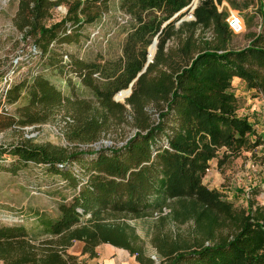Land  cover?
<instances>
[{"label": "trees", "instance_id": "obj_1", "mask_svg": "<svg viewBox=\"0 0 264 264\" xmlns=\"http://www.w3.org/2000/svg\"><path fill=\"white\" fill-rule=\"evenodd\" d=\"M112 1L19 3L14 25L44 70L78 78L94 97L80 94L72 78L64 93L45 72L2 91L19 114L10 125L61 116L66 140L75 147L32 140L0 144V160L8 155L14 161L0 171L17 175L29 164L42 165L76 194L60 206L58 218L38 215L46 238H31L24 226H0V262L77 264L67 250L81 242L91 257L109 244L141 264H156L125 221L156 217L151 244L160 264H264V207L253 200L239 209L204 184L213 161L220 169L264 145L239 116L242 103L232 90L239 78L264 98V0H258L261 30L247 34L241 49L229 47V14L217 5L223 0L202 1L195 19L178 26L194 0H118L135 25L120 61L86 62L65 50L109 12ZM60 8L66 9L62 16ZM156 38L153 62L138 77ZM137 77L125 103L116 102L115 95ZM105 137L114 144L80 148Z\"/></svg>", "mask_w": 264, "mask_h": 264}, {"label": "rangeland", "instance_id": "obj_2", "mask_svg": "<svg viewBox=\"0 0 264 264\" xmlns=\"http://www.w3.org/2000/svg\"><path fill=\"white\" fill-rule=\"evenodd\" d=\"M20 1L0 0V92L7 85V81L12 85L45 72L46 76L64 93L68 94L70 90L68 79L72 78V86L80 94L87 99L93 98L94 95L81 85L78 78H73L71 75L61 76L52 69L44 70L39 55L35 54L32 46H28L23 41L22 33L14 25ZM202 1L205 0H196L194 6L198 7ZM217 5L220 12L225 11L229 14L228 18L233 15L238 16L244 23L243 33L235 34L231 31L229 47L241 49L247 46L249 43L247 34L261 30L258 0H223ZM194 10L189 8L177 26L183 21H192ZM58 12L62 16L66 13V9L60 8ZM134 27L131 17L120 10L118 0H114L110 3L109 12L102 19L85 27L81 41L78 44L66 46L65 50L86 62L98 64L117 62L123 58L128 36ZM65 60L67 61V58ZM129 89L130 86L127 90L117 93L114 100L124 104L130 97L126 94ZM232 90L242 103L239 116L251 122L264 142V124L255 127L259 124L258 112L252 111L254 103L260 102L262 98L256 97L254 91H249L244 82L236 81L233 83ZM1 97L0 93V144L9 145L32 140L43 145L75 147V144L70 145L66 140L65 124L61 116L49 121L41 118L35 119L31 124L25 121L21 125H10L9 118L19 116L17 106L8 105L6 99ZM112 144L114 142L105 137L97 144L82 145L80 148L99 149ZM13 162L10 156L5 155L0 160V167L4 165L11 167ZM204 184L210 189L222 192L227 200L239 209L247 208L253 200L258 204L259 202L264 204V147L258 148L255 155L244 153L220 169L217 167V162L213 161L204 177ZM75 194L74 189L64 179L49 174L42 165L29 164L17 175L0 171V226H24L31 238H46L47 235H44L42 229L37 226L38 215L45 214L53 219L58 218L60 206L70 203ZM156 220V217H147L125 221L135 227L137 234L145 242L146 258L151 257L156 264H160L151 244ZM83 247V243L75 242L67 250V254L74 257L77 264H141L137 256L109 244L99 246L96 249V257L85 254Z\"/></svg>", "mask_w": 264, "mask_h": 264}, {"label": "water", "instance_id": "obj_3", "mask_svg": "<svg viewBox=\"0 0 264 264\" xmlns=\"http://www.w3.org/2000/svg\"><path fill=\"white\" fill-rule=\"evenodd\" d=\"M195 1L196 0L193 1V3L191 4L190 8H193V9H196L197 8L196 6H194ZM157 45H158V39L156 38L153 41L152 45L149 47V50H148V62L146 64L145 68L143 69V71L138 75V77L141 74H143L146 71V69L149 66V64L153 62L154 56H155V54L157 52ZM152 51H154V52H152ZM138 77L133 81V83H131L130 89L126 92L127 95L130 96L132 94V88H133L135 82L137 81Z\"/></svg>", "mask_w": 264, "mask_h": 264}, {"label": "built area", "instance_id": "obj_4", "mask_svg": "<svg viewBox=\"0 0 264 264\" xmlns=\"http://www.w3.org/2000/svg\"><path fill=\"white\" fill-rule=\"evenodd\" d=\"M191 19L194 20L195 18L192 17ZM227 22H228V25H229L230 30L233 33H235V34H241V33L244 32V23H243V20L240 17L233 15L230 18H228ZM7 82L8 83H7L6 86L10 85V82L9 81H7ZM4 88H5V86L1 89V92L0 93H2V91L4 90Z\"/></svg>", "mask_w": 264, "mask_h": 264}, {"label": "crops", "instance_id": "obj_5", "mask_svg": "<svg viewBox=\"0 0 264 264\" xmlns=\"http://www.w3.org/2000/svg\"><path fill=\"white\" fill-rule=\"evenodd\" d=\"M236 81H240V82H243L241 79L239 78H234L233 80V83H235ZM262 99L260 100V102L258 103H254V106L252 107V111L255 112H258L257 113V116H258V121H259V124H257L255 127H259L261 125L264 124V98L261 97ZM259 132H257L258 134ZM259 135V134H258ZM260 136V135H259ZM264 147V145L262 146ZM256 185V184H255ZM261 206H264V204H262L261 202H259Z\"/></svg>", "mask_w": 264, "mask_h": 264}, {"label": "bare ground", "instance_id": "obj_6", "mask_svg": "<svg viewBox=\"0 0 264 264\" xmlns=\"http://www.w3.org/2000/svg\"><path fill=\"white\" fill-rule=\"evenodd\" d=\"M152 52H154V51H152Z\"/></svg>", "mask_w": 264, "mask_h": 264}]
</instances>
